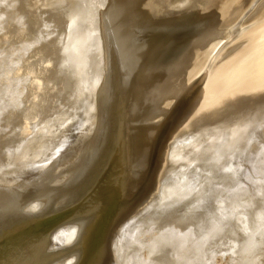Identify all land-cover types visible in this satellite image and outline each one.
<instances>
[{
    "label": "water",
    "instance_id": "95a60500",
    "mask_svg": "<svg viewBox=\"0 0 264 264\" xmlns=\"http://www.w3.org/2000/svg\"><path fill=\"white\" fill-rule=\"evenodd\" d=\"M0 264H264V0H0Z\"/></svg>",
    "mask_w": 264,
    "mask_h": 264
}]
</instances>
